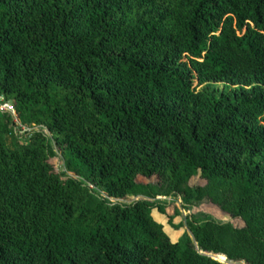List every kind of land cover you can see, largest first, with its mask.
Returning <instances> with one entry per match:
<instances>
[{
    "label": "trees",
    "instance_id": "1",
    "mask_svg": "<svg viewBox=\"0 0 264 264\" xmlns=\"http://www.w3.org/2000/svg\"><path fill=\"white\" fill-rule=\"evenodd\" d=\"M0 95V264H264V0H0Z\"/></svg>",
    "mask_w": 264,
    "mask_h": 264
},
{
    "label": "rangeland",
    "instance_id": "2",
    "mask_svg": "<svg viewBox=\"0 0 264 264\" xmlns=\"http://www.w3.org/2000/svg\"><path fill=\"white\" fill-rule=\"evenodd\" d=\"M213 88L219 91H223L227 85L225 84H212ZM203 87H201L202 89ZM6 102L4 96L0 95V105L3 107ZM15 120L14 123V131L20 137L21 142L28 143L31 141L32 137L35 136L36 133H43L47 138H49L53 150L55 152V158L52 160L56 169L58 171H62L68 177L77 178L82 182H85L83 178H79L75 176L73 173H70L65 164L62 152L60 148L56 145L52 134L48 129L44 127H35V126H26L22 125L20 121L17 119L16 112L11 114ZM140 183H156V179L147 180L145 178L140 177L138 179ZM87 184V183H86ZM192 185H204L205 181L201 178H194L191 182ZM92 187V186H91ZM92 189L98 192L101 196H105L104 193L99 192L97 189L92 187ZM138 200L151 201L154 203H161L165 205V212L161 213L158 209L153 211V216L157 222L164 226L166 233L171 238L172 242H178L185 233L188 232L187 221L191 217L197 219H208L211 218L218 222L224 223H233L236 227H243V222L238 219H233L229 215L225 214L219 207L211 204V203H202L199 205L190 206L184 203L180 198L177 197H165L160 196L156 199H148L144 197H129L127 199L116 200L112 199L111 201L114 203L121 204H132ZM214 259H218L219 262L223 264H245L243 262H234L228 261L227 259H221V257H213Z\"/></svg>",
    "mask_w": 264,
    "mask_h": 264
},
{
    "label": "built area",
    "instance_id": "3",
    "mask_svg": "<svg viewBox=\"0 0 264 264\" xmlns=\"http://www.w3.org/2000/svg\"><path fill=\"white\" fill-rule=\"evenodd\" d=\"M4 104H5V105H4L3 107L0 105V111H1V112L9 113V114H13V113H15V110H14L13 104H12L11 102L6 101Z\"/></svg>",
    "mask_w": 264,
    "mask_h": 264
},
{
    "label": "water",
    "instance_id": "4",
    "mask_svg": "<svg viewBox=\"0 0 264 264\" xmlns=\"http://www.w3.org/2000/svg\"><path fill=\"white\" fill-rule=\"evenodd\" d=\"M215 260H217V261H218V259H215Z\"/></svg>",
    "mask_w": 264,
    "mask_h": 264
}]
</instances>
